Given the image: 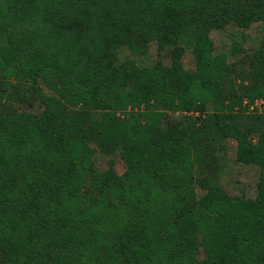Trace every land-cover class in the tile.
I'll return each mask as SVG.
<instances>
[{
  "label": "trees",
  "instance_id": "16d2710c",
  "mask_svg": "<svg viewBox=\"0 0 264 264\" xmlns=\"http://www.w3.org/2000/svg\"><path fill=\"white\" fill-rule=\"evenodd\" d=\"M259 20L264 0H0V264H264V116L253 143L217 115L161 129L155 117L113 112L153 98L220 109L230 69L208 34ZM184 33L194 38L190 71ZM151 42L170 48L169 67L118 65L120 46ZM260 87L247 95L263 96ZM226 137L238 163L259 167L252 199L207 178L196 192L193 165ZM91 140L119 152L122 175L97 169Z\"/></svg>",
  "mask_w": 264,
  "mask_h": 264
},
{
  "label": "rangeland",
  "instance_id": "374dc122",
  "mask_svg": "<svg viewBox=\"0 0 264 264\" xmlns=\"http://www.w3.org/2000/svg\"><path fill=\"white\" fill-rule=\"evenodd\" d=\"M208 37L212 45V54L215 57H225L230 69L229 73L220 76L222 80L220 82L221 89L227 97L222 102L220 109L217 107L218 104L209 102L206 105L207 110L203 113L188 112L179 108L167 107L166 98L161 99L164 105L153 98L139 105H127L123 109H116L113 111L115 116L125 120L131 115H140L144 121L143 118H147L148 121L150 116L155 117L157 127L166 129L169 124L175 121H185L186 118H189L195 123V126L200 128L205 119L208 120L209 117L217 115L221 119V124H229L242 133H248L249 139L256 143L258 134L251 130L257 122V117L264 116V76L257 77L258 72L264 71V56L263 60L259 57V62H256V67L252 70L251 67H248L247 61H250L256 53L260 56L264 55V20L255 21L242 27L228 23L223 27L212 29ZM177 45L183 52L182 66L185 70H192L194 67V59L191 53L194 45L193 36L182 34ZM169 52V47L158 48L155 42L149 43L143 52L131 50L122 45L116 50L117 63L118 65L129 66L130 70L134 68L138 71L151 68L158 62L162 63L164 67H169ZM244 61L246 62L244 63ZM218 70L222 69L219 68ZM249 71H253L256 75L250 77ZM256 84L261 86L263 96L247 95L251 86ZM176 102L174 105L178 106ZM88 146L95 150L91 161L100 172H105L109 168H112L119 176L125 172L127 164L121 159L118 151L102 154L92 140ZM210 147L209 153L203 159L204 167L195 163L191 171L198 195L203 192L195 182L207 178L210 183L222 189L227 195L252 199L256 193L255 186L259 176V167L236 161L237 141L232 137L221 140L214 138Z\"/></svg>",
  "mask_w": 264,
  "mask_h": 264
}]
</instances>
